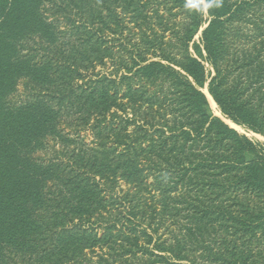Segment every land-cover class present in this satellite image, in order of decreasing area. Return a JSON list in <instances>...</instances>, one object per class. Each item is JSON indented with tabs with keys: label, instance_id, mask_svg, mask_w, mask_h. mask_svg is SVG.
Here are the masks:
<instances>
[{
	"label": "trees",
	"instance_id": "trees-1",
	"mask_svg": "<svg viewBox=\"0 0 264 264\" xmlns=\"http://www.w3.org/2000/svg\"><path fill=\"white\" fill-rule=\"evenodd\" d=\"M72 116L92 145L40 157ZM225 121L264 139V0H0V264H264Z\"/></svg>",
	"mask_w": 264,
	"mask_h": 264
},
{
	"label": "rangeland",
	"instance_id": "rangeland-1",
	"mask_svg": "<svg viewBox=\"0 0 264 264\" xmlns=\"http://www.w3.org/2000/svg\"><path fill=\"white\" fill-rule=\"evenodd\" d=\"M63 28L64 27H62V29ZM195 39H197V37H195ZM99 71L101 73H107L108 66L105 69L97 68L95 70V72H99ZM16 95H17L15 97L16 100L24 99L26 97L27 92L24 90L22 85L18 87V92ZM58 128L61 131V135L64 136L63 138L65 139L64 141H61L62 139H58V138H51V137L47 138L45 140L46 147L39 154V156L42 157L43 159L50 160L52 158H58V160H64L63 153H70L71 151L80 148V146L92 145L93 142L92 131L90 129H85L84 126H82L81 122L79 123V121L76 119L75 116L64 117L63 121L60 122ZM243 132L244 131L242 130V132L240 133ZM246 134L250 138L255 137L254 134L253 136L251 135L252 133H246ZM254 139L259 140L256 137Z\"/></svg>",
	"mask_w": 264,
	"mask_h": 264
},
{
	"label": "bare ground",
	"instance_id": "bare-ground-1",
	"mask_svg": "<svg viewBox=\"0 0 264 264\" xmlns=\"http://www.w3.org/2000/svg\"><path fill=\"white\" fill-rule=\"evenodd\" d=\"M203 92L205 93L208 102L210 104L211 109L213 110V112L215 113V115L220 116V113L217 111V106L215 105V103L213 102L212 98L209 96V94L207 93V91L205 89H203ZM226 123H228L231 127L235 128L237 131L242 132L241 128L234 126L233 124H231L229 121H226ZM253 136V134H251ZM257 139L262 140L259 136H255ZM254 137V138H255Z\"/></svg>",
	"mask_w": 264,
	"mask_h": 264
},
{
	"label": "water",
	"instance_id": "water-1",
	"mask_svg": "<svg viewBox=\"0 0 264 264\" xmlns=\"http://www.w3.org/2000/svg\"><path fill=\"white\" fill-rule=\"evenodd\" d=\"M204 3V2H203ZM205 90L207 91V89H206V86H205ZM203 92V91H202ZM204 93V92H203ZM205 94V93H204ZM206 96V95H205ZM216 117H219V118H221L222 119V117L221 116H217V115H215ZM226 122V121H225ZM226 124H228V123H226ZM229 125V124H228ZM231 127V126H230ZM233 128V127H232ZM233 129H235V128H233ZM236 130V129H235ZM242 134H245L246 136H248L246 133H242ZM254 136H257V135H254ZM260 137V136H259ZM262 140H258V141H263L264 142V139L262 138V137H260Z\"/></svg>",
	"mask_w": 264,
	"mask_h": 264
}]
</instances>
